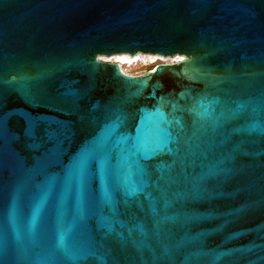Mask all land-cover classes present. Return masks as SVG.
Instances as JSON below:
<instances>
[{
    "label": "water",
    "instance_id": "95a60500",
    "mask_svg": "<svg viewBox=\"0 0 264 264\" xmlns=\"http://www.w3.org/2000/svg\"><path fill=\"white\" fill-rule=\"evenodd\" d=\"M140 52L185 59L98 58ZM158 107L198 138L129 161V197L116 140ZM0 264H264V0H0Z\"/></svg>",
    "mask_w": 264,
    "mask_h": 264
},
{
    "label": "snow or ice",
    "instance_id": "6c2138e0",
    "mask_svg": "<svg viewBox=\"0 0 264 264\" xmlns=\"http://www.w3.org/2000/svg\"><path fill=\"white\" fill-rule=\"evenodd\" d=\"M209 75H211L209 73ZM215 79L216 77H212ZM161 102H163V98H160ZM200 107H204L203 101L198 102ZM175 105L173 108L175 109ZM141 111H145L141 109ZM190 112L195 113L197 116H202L203 114L197 112L196 108L193 107L189 109ZM145 120L152 121L154 123V128L151 130V134L153 136V144L154 147L149 149L147 141L144 138L143 125ZM123 123V117L121 115H117L116 118L110 123L105 125L104 132V141L111 138L121 127ZM181 125V121L179 119L171 120L168 116L158 107L154 112L148 113L146 116L141 118L140 124L137 125L136 135L132 136L131 134H122L116 140V147H118V164L115 168V176L117 183L120 184L125 194L129 197L136 196L139 192L143 191V188L146 186L138 185L131 179V171H124L125 165L129 163V161L134 162L139 165L138 157L143 155V158H149L150 153H154L157 149H161L162 147H167L169 153L175 158V162H183L187 159V156L191 151V144L193 138H198V133L200 131L199 128H196V121L193 122L194 131L192 137L184 138L180 132H183V127L181 125L180 132L176 135H173L170 131L173 124ZM202 127V126H201ZM169 145H174V147H168ZM93 155L92 151H84L80 154L77 159L72 171L69 174V182L74 176L76 182L78 184L79 196L81 199V203H83L85 186L87 182V164L89 157ZM101 170V182H102V194L105 200L111 199V193L107 188L106 181L104 178L105 172V161H101L100 163ZM141 172L142 169H139ZM83 211V210H82ZM111 230V229H110ZM61 243H63L64 236L62 235Z\"/></svg>",
    "mask_w": 264,
    "mask_h": 264
},
{
    "label": "rangeland",
    "instance_id": "374dc122",
    "mask_svg": "<svg viewBox=\"0 0 264 264\" xmlns=\"http://www.w3.org/2000/svg\"><path fill=\"white\" fill-rule=\"evenodd\" d=\"M131 55V54H130ZM148 55V54H146ZM106 58L105 55H100L98 58L102 59ZM107 57H112V56H107ZM170 57V56H166ZM171 58V57H170ZM104 60V59H103ZM160 62H166L162 61L156 58H151V57H144L142 59H133L132 63L126 62L125 64L122 65V70L128 74H141L144 73L145 71L154 68L157 64ZM169 62H174V61H169Z\"/></svg>",
    "mask_w": 264,
    "mask_h": 264
},
{
    "label": "bare ground",
    "instance_id": "6f19581e",
    "mask_svg": "<svg viewBox=\"0 0 264 264\" xmlns=\"http://www.w3.org/2000/svg\"><path fill=\"white\" fill-rule=\"evenodd\" d=\"M144 57H151V58H156V59H159V60H164L166 62H169V61H178V60H183L185 59L184 56L182 55H177L175 57H166V56H162V55H159V54H148L146 55L145 53H138L136 55H130L129 53H121V54H115V55H112V57H107L106 58H103L104 60L106 61H113V62H117L121 65L125 64L126 62L128 63H132L133 62V59H142Z\"/></svg>",
    "mask_w": 264,
    "mask_h": 264
},
{
    "label": "built area",
    "instance_id": "2783aa9c",
    "mask_svg": "<svg viewBox=\"0 0 264 264\" xmlns=\"http://www.w3.org/2000/svg\"><path fill=\"white\" fill-rule=\"evenodd\" d=\"M126 73V72H125ZM134 75H137V74H134Z\"/></svg>",
    "mask_w": 264,
    "mask_h": 264
}]
</instances>
